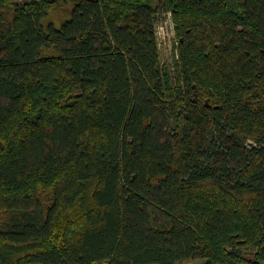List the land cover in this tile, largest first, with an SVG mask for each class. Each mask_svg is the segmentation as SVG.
I'll return each mask as SVG.
<instances>
[{
  "label": "trees",
  "instance_id": "16d2710c",
  "mask_svg": "<svg viewBox=\"0 0 264 264\" xmlns=\"http://www.w3.org/2000/svg\"><path fill=\"white\" fill-rule=\"evenodd\" d=\"M177 262L264 264V0H0V264Z\"/></svg>",
  "mask_w": 264,
  "mask_h": 264
},
{
  "label": "rangeland",
  "instance_id": "374dc122",
  "mask_svg": "<svg viewBox=\"0 0 264 264\" xmlns=\"http://www.w3.org/2000/svg\"><path fill=\"white\" fill-rule=\"evenodd\" d=\"M160 22H162L161 24H163V25L166 23V28L163 29L164 30L163 33L159 32L160 36H159V39H158V48H159V51H160V58H161L162 63H171V62L174 61V59L171 58V56L174 53L173 47L175 45V42H174V38L175 37L172 34L170 25L168 23V17L166 15H164V14L162 15V17L160 19ZM163 37H165L166 46H164V44H162ZM168 40H170V43L168 42ZM175 40H176V38H175ZM176 264H199V263L177 262Z\"/></svg>",
  "mask_w": 264,
  "mask_h": 264
},
{
  "label": "built area",
  "instance_id": "2783aa9c",
  "mask_svg": "<svg viewBox=\"0 0 264 264\" xmlns=\"http://www.w3.org/2000/svg\"><path fill=\"white\" fill-rule=\"evenodd\" d=\"M166 16L168 17V23H169V25H170V28H171V31H172V34H173V36L175 37V33H174V27H173V22H172V19H171V15L170 14H166ZM162 23V22H161ZM161 23H159L158 24V26H157V28H156V37H157V42H158V39H159V36H160V33L159 32H162L163 33V29H165L166 28V23L163 25V24H161ZM168 42L170 43V40H168ZM174 42H175V45H174V47H173V49H174V53H173V55L171 56V58H173L174 60L177 58V42H176V40H175V38H174ZM162 44H164V46H166V40H165V37H163V39H162Z\"/></svg>",
  "mask_w": 264,
  "mask_h": 264
},
{
  "label": "bare ground",
  "instance_id": "6f19581e",
  "mask_svg": "<svg viewBox=\"0 0 264 264\" xmlns=\"http://www.w3.org/2000/svg\"><path fill=\"white\" fill-rule=\"evenodd\" d=\"M161 23V22H160ZM157 25V24H156Z\"/></svg>",
  "mask_w": 264,
  "mask_h": 264
}]
</instances>
